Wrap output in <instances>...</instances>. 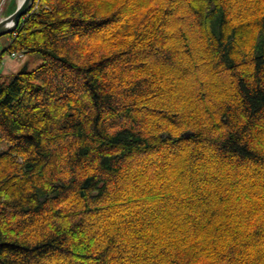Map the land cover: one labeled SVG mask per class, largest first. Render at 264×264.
Masks as SVG:
<instances>
[{"label": "trees", "instance_id": "1", "mask_svg": "<svg viewBox=\"0 0 264 264\" xmlns=\"http://www.w3.org/2000/svg\"><path fill=\"white\" fill-rule=\"evenodd\" d=\"M7 35L42 62L0 79V264H264V0H34Z\"/></svg>", "mask_w": 264, "mask_h": 264}, {"label": "rangeland", "instance_id": "2", "mask_svg": "<svg viewBox=\"0 0 264 264\" xmlns=\"http://www.w3.org/2000/svg\"><path fill=\"white\" fill-rule=\"evenodd\" d=\"M3 1L4 4L2 5ZM18 2V0H0V18L10 15L15 10ZM8 40L7 34L0 36V52L7 46ZM41 62V56L38 54H25L23 57L13 58L9 52H6L2 55L0 62V79L9 82L13 74L18 70L34 68Z\"/></svg>", "mask_w": 264, "mask_h": 264}, {"label": "water", "instance_id": "3", "mask_svg": "<svg viewBox=\"0 0 264 264\" xmlns=\"http://www.w3.org/2000/svg\"><path fill=\"white\" fill-rule=\"evenodd\" d=\"M33 2L34 0H21L10 15L0 18V36L8 34L17 28L20 20L30 10ZM184 136L188 137L189 133H185Z\"/></svg>", "mask_w": 264, "mask_h": 264}, {"label": "built area", "instance_id": "4", "mask_svg": "<svg viewBox=\"0 0 264 264\" xmlns=\"http://www.w3.org/2000/svg\"><path fill=\"white\" fill-rule=\"evenodd\" d=\"M12 56H16L17 54L15 52L11 53Z\"/></svg>", "mask_w": 264, "mask_h": 264}, {"label": "bare ground", "instance_id": "5", "mask_svg": "<svg viewBox=\"0 0 264 264\" xmlns=\"http://www.w3.org/2000/svg\"><path fill=\"white\" fill-rule=\"evenodd\" d=\"M18 1H21V0H18ZM1 4V3H0ZM4 4V1L2 2V5ZM2 5H1V8H2Z\"/></svg>", "mask_w": 264, "mask_h": 264}]
</instances>
